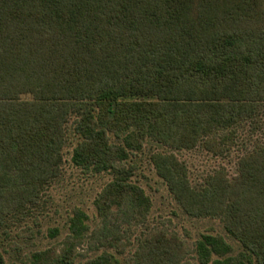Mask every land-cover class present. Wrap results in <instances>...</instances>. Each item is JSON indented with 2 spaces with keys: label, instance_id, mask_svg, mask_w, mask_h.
<instances>
[{
  "label": "trees",
  "instance_id": "16d2710c",
  "mask_svg": "<svg viewBox=\"0 0 264 264\" xmlns=\"http://www.w3.org/2000/svg\"><path fill=\"white\" fill-rule=\"evenodd\" d=\"M66 149L74 167L112 178L94 198L95 228L71 218L39 261L70 263L85 237L120 249V220L151 206L127 161L148 149L182 211L217 219L240 245L214 264H264V0H0L1 216L50 196ZM198 149L235 153L231 168L192 181L177 153ZM197 249L204 264L230 251L212 236ZM183 252L176 235L146 232L130 261L193 264Z\"/></svg>",
  "mask_w": 264,
  "mask_h": 264
},
{
  "label": "rangeland",
  "instance_id": "374dc122",
  "mask_svg": "<svg viewBox=\"0 0 264 264\" xmlns=\"http://www.w3.org/2000/svg\"><path fill=\"white\" fill-rule=\"evenodd\" d=\"M70 149L64 155L63 178L49 189V197L42 201L30 213L10 212L0 215V252L4 264H46L37 258L57 250L69 233L70 219L86 226L88 234L98 223L94 198L111 180V173L87 174L70 162ZM214 157L204 151H181L178 157L185 162L190 177L202 175L218 164L230 167L233 155ZM149 150L134 152L127 158L129 164L135 166L131 180L139 186L151 202L150 209L144 219L129 218L120 220L121 242L119 250L114 247L93 248L91 243L84 241L78 246L77 255L67 264H92L91 259L106 252L112 257L110 264H135L133 254L138 248L142 235L152 231H165L176 235L183 243V257L193 264H204L199 259L198 249L204 236L218 237L230 251L219 256L210 253L206 264H214L226 257H237L241 252L238 242L224 231L217 219L195 218L186 215L173 199L165 183L155 173L149 158ZM231 168V167H230ZM23 217V218H22ZM51 230L58 231L51 236ZM51 264V263H50Z\"/></svg>",
  "mask_w": 264,
  "mask_h": 264
}]
</instances>
